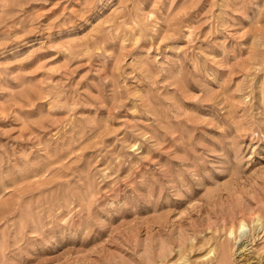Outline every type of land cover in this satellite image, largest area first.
Returning a JSON list of instances; mask_svg holds the SVG:
<instances>
[{"label": "rangeland", "instance_id": "obj_1", "mask_svg": "<svg viewBox=\"0 0 264 264\" xmlns=\"http://www.w3.org/2000/svg\"><path fill=\"white\" fill-rule=\"evenodd\" d=\"M258 215L264 0H0V264L207 262L242 220L264 264Z\"/></svg>", "mask_w": 264, "mask_h": 264}, {"label": "bare ground", "instance_id": "obj_2", "mask_svg": "<svg viewBox=\"0 0 264 264\" xmlns=\"http://www.w3.org/2000/svg\"><path fill=\"white\" fill-rule=\"evenodd\" d=\"M253 218H255V217H253ZM262 219H263V217L261 215H258L257 218H255L253 220L255 233L257 231H259V229H260L259 222H262V221L264 222V219L263 220ZM263 225H264V223H263ZM246 226H247V224H246V222L244 220H242L241 223H240V232L239 231H236V229H235L234 226H231L230 227V230H228L229 233L227 232L229 234V236L227 237V239L224 242H222V243L220 242L219 243L220 244L219 246L218 245H215V246L213 245L212 246L213 248L210 247L211 249L207 252V254L204 255V257H207L206 258L207 259V262H202V260L201 261H196V262H190L189 261V258H188V255H187L188 254V251L190 250L189 248H191V249L195 248L196 247L195 246L196 244H194L192 242V243H190L191 247H188L186 245V240H184V242H182V246L179 248V251H178V259L177 260L180 261V262H182V264H235V262L233 261V258H232V256H233L232 255L233 254L232 253V247H233L232 242L233 241H232L231 236L234 235V237H235L234 239H236V241L239 238L240 242H239V245H238V250H241V253L246 252L248 245L245 243L246 241H244V237H247V238L249 237V236H247V232H245V227ZM217 230L219 231V229H217ZM237 230H238V228H237ZM238 232H239V235H237ZM256 237H258V236H255V234H253V236L251 237V240L256 239ZM235 244H238V243H235ZM176 254H177V252H176ZM150 264H156V263L155 262H153V263L151 262ZM163 264H165V263H163Z\"/></svg>", "mask_w": 264, "mask_h": 264}]
</instances>
